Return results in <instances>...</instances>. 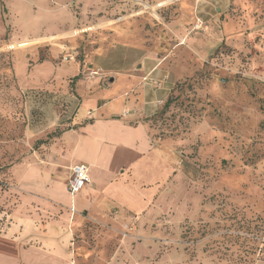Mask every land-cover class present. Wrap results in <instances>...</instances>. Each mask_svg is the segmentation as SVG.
Instances as JSON below:
<instances>
[{"label":"rangeland","instance_id":"1","mask_svg":"<svg viewBox=\"0 0 264 264\" xmlns=\"http://www.w3.org/2000/svg\"><path fill=\"white\" fill-rule=\"evenodd\" d=\"M142 58L155 73L123 82ZM142 90L175 170L120 242L76 231L75 263L264 264V0H0V231L81 99Z\"/></svg>","mask_w":264,"mask_h":264},{"label":"crops","instance_id":"2","mask_svg":"<svg viewBox=\"0 0 264 264\" xmlns=\"http://www.w3.org/2000/svg\"><path fill=\"white\" fill-rule=\"evenodd\" d=\"M136 64L141 68H124L123 82L135 85L140 70L155 68L145 58ZM142 92L140 99L80 100L72 129L50 145L55 152L51 166L34 167L25 182L15 181L20 193L13 199L9 225L0 231V264H76L74 234L85 223L96 229L92 237L99 247L116 236L121 241L125 219L152 212L175 166L154 146L142 122L163 99H146ZM76 164L88 167L89 183L71 197L67 182ZM30 177L35 181L29 182ZM100 258L95 253L90 260L109 262Z\"/></svg>","mask_w":264,"mask_h":264},{"label":"built area","instance_id":"3","mask_svg":"<svg viewBox=\"0 0 264 264\" xmlns=\"http://www.w3.org/2000/svg\"><path fill=\"white\" fill-rule=\"evenodd\" d=\"M199 28V25H196ZM89 183L88 177V167L83 164H76L70 168V176L67 182V191L71 197H74L79 192H81L86 185ZM71 212H74L73 207H71Z\"/></svg>","mask_w":264,"mask_h":264},{"label":"trees","instance_id":"4","mask_svg":"<svg viewBox=\"0 0 264 264\" xmlns=\"http://www.w3.org/2000/svg\"><path fill=\"white\" fill-rule=\"evenodd\" d=\"M73 79H76V78L74 77ZM169 104H170V100L168 99V100L166 101L164 107L167 108V107L169 106Z\"/></svg>","mask_w":264,"mask_h":264}]
</instances>
